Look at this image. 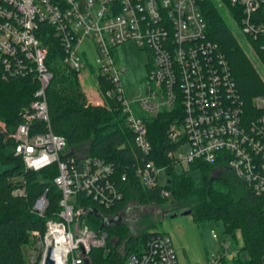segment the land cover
I'll return each instance as SVG.
<instances>
[{"label": "built area", "instance_id": "1", "mask_svg": "<svg viewBox=\"0 0 264 264\" xmlns=\"http://www.w3.org/2000/svg\"><path fill=\"white\" fill-rule=\"evenodd\" d=\"M203 1L0 0V82L30 80L35 90L12 134L15 155L22 157L26 170L38 173L56 164L59 171L54 184L61 192V210L57 219L46 222L44 235L32 233L35 243L28 248V264H47L48 258L53 264H90L91 251L104 248L108 235L83 223L73 227L75 195L86 193L105 209L124 198L112 163L70 156L67 140L51 129L46 98L53 78L47 63L51 37L66 67L81 73L90 65L107 78L111 88L106 96L120 104L144 155L136 171L144 187L161 188V195L170 197L166 167L151 159L143 117L168 112L180 113L168 132L174 145L170 159L177 165L198 162L229 171L250 195L264 197V98L256 97L255 109H248L227 58L207 38ZM230 3L238 9L242 35L264 51V0ZM127 42L147 51L150 59L144 94L133 101L125 95L120 79L125 70L114 56ZM14 195H26L25 188H17ZM47 196L48 189L32 208L41 217L49 207ZM222 255L209 264H219ZM126 264L179 263L171 237L158 233Z\"/></svg>", "mask_w": 264, "mask_h": 264}, {"label": "trees", "instance_id": "2", "mask_svg": "<svg viewBox=\"0 0 264 264\" xmlns=\"http://www.w3.org/2000/svg\"><path fill=\"white\" fill-rule=\"evenodd\" d=\"M202 12L207 23V38L216 43L227 58L245 104L249 110H254V99L264 98V83L238 43L227 18L226 12H229L239 22L237 7L232 6L230 0H204ZM47 43L50 45L47 63L53 73L46 90L52 131L67 140L70 156L97 157L112 163L114 179L124 194L123 200L110 209L101 207L86 193L75 195L76 220L108 235L104 248L91 251L89 263L126 264L131 254L143 252L147 241L159 233L145 230L137 235L126 223L106 225L105 218L117 219L135 198L153 204L170 200L189 202L185 208L192 211L196 223L222 221L228 235L236 237L238 231L242 234L240 251L246 256L222 255L219 264H264V197L250 195L229 171L223 172L229 175L215 178L214 165L189 163L188 170H180V164L168 157L174 149L168 138L169 128L180 113L161 112L154 117L143 115L153 149L151 159L157 166L166 167L169 184L165 188L170 197L162 196L161 188L144 187L136 174L144 163V155L136 145L135 135L120 104L106 96L111 88L107 78L98 76L103 104L91 105L82 90L80 73L62 63V51L56 39L51 37ZM256 48L264 57V51L258 46ZM34 93L30 80L0 82V123L14 131L21 122V112L34 100ZM0 163L6 167L0 173V264H28L24 248L35 243L32 233L36 231L44 235L46 222L57 219L61 210V192L54 184L59 174L58 166L52 165L38 173L26 170L22 157L15 155L12 139L8 143H0ZM193 171L201 174L202 185L191 174ZM124 175L126 181L122 180ZM236 180L246 193L236 190ZM20 187L25 188L26 195H14ZM46 189L49 207L41 217L32 208Z\"/></svg>", "mask_w": 264, "mask_h": 264}, {"label": "rangeland", "instance_id": "3", "mask_svg": "<svg viewBox=\"0 0 264 264\" xmlns=\"http://www.w3.org/2000/svg\"><path fill=\"white\" fill-rule=\"evenodd\" d=\"M221 4V3H220ZM227 18L230 22L238 43L244 49L247 57L256 68L259 76L264 83V57L258 49L248 41L241 33L237 20L226 12ZM119 68L125 70L120 75L121 83L124 86L125 95L129 101H133L144 94V80L148 74L150 59L149 53L134 42H127L114 52ZM97 67L87 65L80 73V81L82 90L86 94L88 102L94 106H101L103 104V95L100 92L98 83ZM13 131L7 129L0 123V143H8L12 139ZM184 147V152L187 151ZM6 169L0 163V173ZM180 170H188L189 163L183 161L179 165ZM220 171H214L213 176L221 177L227 176ZM191 174L199 179V185H202V176L199 171H193ZM231 177V175H230ZM237 191L246 193L240 182H234ZM189 202L177 203L169 202L153 204L150 202H141L133 198L124 211L119 213L125 215L123 223L129 225L133 234H141L145 230L156 231L164 233L172 238L173 247L178 257L179 264H209L214 258L219 255V252L228 244L230 249H241L243 246V238L240 231L236 233V237L228 235L225 232V227L222 221L206 222L198 224L194 221L192 214L182 215L188 209ZM174 215H176L174 217ZM81 224L79 220L73 224ZM25 255H27L28 248H24ZM241 255L245 257V253L238 250L230 256Z\"/></svg>", "mask_w": 264, "mask_h": 264}, {"label": "water", "instance_id": "4", "mask_svg": "<svg viewBox=\"0 0 264 264\" xmlns=\"http://www.w3.org/2000/svg\"><path fill=\"white\" fill-rule=\"evenodd\" d=\"M91 213H93V212H91ZM192 213V211L191 210H186V211H184L183 213H182V215H189V214H191ZM96 215H98V213H95ZM176 215H174V217H175ZM104 222L106 223V225L107 226H110V225H119V224H122L123 223V220H122V218L121 217H118L117 219H104ZM47 264H53V261L52 260H50V258H48L47 259Z\"/></svg>", "mask_w": 264, "mask_h": 264}, {"label": "crops", "instance_id": "5", "mask_svg": "<svg viewBox=\"0 0 264 264\" xmlns=\"http://www.w3.org/2000/svg\"><path fill=\"white\" fill-rule=\"evenodd\" d=\"M172 239V238H171ZM173 243V242H172ZM226 246V248H223V250L221 251V252H219V254H224V255H230V254H232V253H236L238 250H240V249H230V247L228 246V244H226L225 245ZM225 250V251H224ZM234 255V254H233ZM177 259H178V257H177Z\"/></svg>", "mask_w": 264, "mask_h": 264}, {"label": "flooded vegetation", "instance_id": "6", "mask_svg": "<svg viewBox=\"0 0 264 264\" xmlns=\"http://www.w3.org/2000/svg\"><path fill=\"white\" fill-rule=\"evenodd\" d=\"M120 217L122 218V220H123V222H124V220L126 219V218H125V215H121Z\"/></svg>", "mask_w": 264, "mask_h": 264}]
</instances>
